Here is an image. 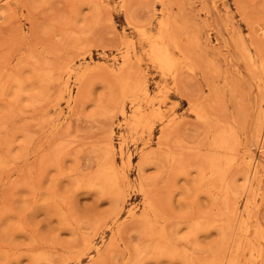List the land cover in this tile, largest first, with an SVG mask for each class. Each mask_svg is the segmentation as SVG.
<instances>
[{"label":"rangeland","instance_id":"374dc122","mask_svg":"<svg viewBox=\"0 0 264 264\" xmlns=\"http://www.w3.org/2000/svg\"><path fill=\"white\" fill-rule=\"evenodd\" d=\"M0 264H264V0H0Z\"/></svg>","mask_w":264,"mask_h":264},{"label":"bare ground","instance_id":"6f19581e","mask_svg":"<svg viewBox=\"0 0 264 264\" xmlns=\"http://www.w3.org/2000/svg\"><path fill=\"white\" fill-rule=\"evenodd\" d=\"M162 32V31H161ZM159 39H160V37H159ZM152 55H153V57L156 59L157 58V60L163 65V66H165V65H167V64H171V62H170V53L168 52V50L167 49H160V48H157V49H155V50H153V52H152ZM174 68V67H173ZM129 85H127V84H122V85H120L119 86V91H120V95H121V98L122 97H125L126 95H128V91H129ZM112 167H114V166H111V165H107V169H108V171H104V173H107V176H108V173L110 172V169L112 168ZM113 169V168H112ZM115 169V168H114ZM114 171V170H113ZM112 171V173H114ZM221 172V171H220ZM219 172V173H220ZM222 173V172H221ZM220 173V174H221ZM115 181V180H114Z\"/></svg>","mask_w":264,"mask_h":264}]
</instances>
